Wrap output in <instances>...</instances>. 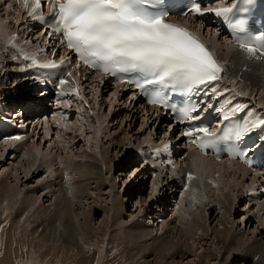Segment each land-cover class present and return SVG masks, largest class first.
Listing matches in <instances>:
<instances>
[{
    "label": "bare ground",
    "instance_id": "bare-ground-1",
    "mask_svg": "<svg viewBox=\"0 0 264 264\" xmlns=\"http://www.w3.org/2000/svg\"><path fill=\"white\" fill-rule=\"evenodd\" d=\"M0 11L5 12L3 15L0 14V71L2 72L5 69V76L7 79L11 76H18V78H21L19 83H21V80L23 79V82L19 84L21 86L17 87V84L14 85V91L11 96L17 95L19 98L25 96L28 97V92L32 90L33 83L32 81H29V79L22 78L21 73L18 71L20 68L18 67L16 60H13V57L17 58L16 51L11 46L7 47L5 41L10 32L15 30H18V33H20L22 37L29 36V34H31V32L28 31L29 24H26L27 20L24 19V16L21 18L19 17L17 4L8 2L5 8H2V5L0 4ZM3 17L7 18L4 20ZM181 21H184L192 28H195V31L201 34L204 40L212 47L218 58L224 62V79L228 83L226 84L227 87L244 93L246 100L253 101L256 103L254 105H260L262 108L260 109L264 110V58L249 57V55L237 44L229 41L222 32L221 27L217 24H207L205 32V25L195 17L183 16ZM219 31L223 35L222 41H219ZM31 38L34 41L39 40V36L37 35H31ZM34 41L26 42V45L35 46ZM11 62L16 64L15 69H11L12 71L9 70L7 66ZM75 75L80 86V96L75 95L74 97L76 98L73 99L72 103L80 104L79 106L77 105V109H80L82 115L86 118V131L83 133V130L80 131L79 129V132L74 131L72 135H68L65 134L66 132L62 133L61 131H54L51 123L46 122L44 127H39L40 129L44 128L45 134L43 137L49 136L53 131L57 133L56 141L52 142V139L51 141L48 140L51 143L49 144L51 145L49 146L51 148L47 151L33 148L27 142L29 137H32V139H30L33 141L35 137L38 138V129L30 134L26 132L24 135L21 133H24L25 131L22 130V128H18V137H20V139H13L14 137L6 139V136L14 131L2 134L0 136V161L6 162L7 158L5 153L10 151L12 154L10 158L14 160V163L17 162L14 167H9V171L0 177V206L4 202L18 204L17 214L19 219L24 221L30 219L29 224H31L32 231L38 235L41 240L44 238L43 240L50 239L55 241L59 240L58 238L61 239L64 237L65 239L63 240L66 241V235L69 233H64L59 225L62 221L61 224L64 226V220L67 217L64 218L66 212L70 211L71 213V211H75L74 204L78 203L81 205L83 202L79 200L81 197H85L86 199L92 198V201H95V199L100 200L98 197L103 198L101 195H106L107 193V197H109L108 200L111 201L105 207L107 209L105 210L104 208V212L106 211L105 214L110 220L112 228L124 232V246L129 248L126 249L125 253L129 254V259L133 263L139 262L141 258L145 256L143 255L145 253H143L141 248L135 249L131 247L137 242L142 246H150L153 250L155 249L154 253H152L153 256L150 258L151 260L148 262L149 264H176L178 262L176 260L177 257L179 258L178 260L181 261L186 259V261H184L185 263L183 262L184 264H232L237 258L241 260L239 261L240 264H264V199L261 201L258 200V193H254L253 198L250 197L248 191L252 190L254 187L257 177L237 161L228 159L216 161L211 156L201 155L192 148H188L187 151L185 149L184 159H179L183 162L175 161L174 166L171 167V169L156 171L155 176L147 174L151 181V192L148 195V200L146 198V201H144L145 198L143 197L145 193L143 185L145 182L135 179L134 185H132L130 182L127 184L126 182L128 181L126 179L123 181L124 189L122 192L125 193L124 197L126 198V195L131 196L133 192L132 190H134L137 192V195L139 194V200L135 202V208L132 210L130 218L125 221L120 219V211L124 210L125 202L127 201L122 198L123 194L116 190L117 184L113 171L118 167L125 168L126 160H128L127 162L129 163H134V159L137 158V156H140L139 152L142 151V148L146 150L144 148L145 144L151 140H155L157 137L155 134H150L149 130L144 134L139 131L132 132L131 129H121L123 135H119L121 137L115 135L116 133H113L114 135L112 136L109 132V127L111 126L109 122H102L106 120L103 119L106 114L102 115V117L100 114H96L95 119H92L94 117V100L97 98L96 93L99 91L96 90V92H94L88 88L89 86H92L95 87V89H99L101 86L107 87L110 83L106 81L103 82L101 78L97 77L96 79V77L85 73ZM14 77L12 81H15ZM75 84L77 83L75 82ZM4 85L7 86V83ZM2 87L4 86L2 85ZM114 88L117 91V93H115L116 101L117 99H122L121 103H126L132 116H141L143 121L148 123H151L149 121H152L154 128L161 122H164V116H162L157 110L151 109L152 107H144L140 103H132L129 100V94H127L126 90H123L122 87L119 86ZM19 89H22V91L17 93ZM88 89L90 90L88 92L91 100H89L87 95ZM5 90L6 88H2V90L0 89V97L3 96L4 92L7 93L10 91L8 90L6 92ZM81 97H83V99H81ZM60 105V108L56 111L57 113L54 116V120H57L59 126L62 127V121L66 120V117L69 116L70 108H72L71 100H65L60 103ZM68 105H70V107ZM77 106L75 104V107ZM63 107H66V111H64L65 109L63 110ZM8 109L10 110V108ZM17 115H20V113H16L14 117ZM100 117L101 119H99ZM2 118L8 119V117L4 115H2ZM124 121L127 120H123V122ZM101 122L103 125L100 124ZM168 123H171V121ZM130 125L131 122L129 123V127ZM119 126L123 127L124 125L121 124ZM89 131L94 133L96 138L94 140L95 148H89L88 151L86 149L77 152L69 150L66 155H62V153L58 152L61 150L59 148L66 149L67 147L74 146L75 143L72 145V141L74 139L78 140L77 138H79V141L84 139L83 136ZM80 132L83 134H80L81 136L78 137L77 134ZM166 133L168 134V131ZM156 134H158L157 131ZM33 141L31 143H33ZM113 150L116 151V155ZM122 151L123 153H121ZM10 152L7 154L9 155ZM129 153H132L130 154L131 157H125L126 154ZM71 162H73L72 166H70ZM54 164H57V167ZM142 166L152 165L144 162ZM43 167H45L46 175L43 179L39 180L37 185H35L37 186L36 188L28 186L25 189H22L17 185L20 183L21 175H23L24 179H31L32 176H35L39 170L43 169ZM13 169L16 170V172L14 171L13 173ZM188 172H190L193 178L191 180L188 179L187 189H180L181 186L186 183L185 174ZM20 173L22 174L20 175ZM120 173L123 174V171ZM60 174L62 176L66 174L65 178H67V180L56 182L57 179L59 180ZM121 174H119V176ZM11 176L14 178V182L10 180ZM108 186L109 188L105 191ZM167 191H170L171 193L168 194ZM177 193L180 194L179 200L177 201V199H175L174 203H172L173 200H171L169 204L170 206L171 204L176 205V209L173 210V214L175 215L174 217H171L172 220L169 219L171 223L167 224V222L164 221V216L162 217L163 219H157L158 221H161V224L158 226V232H160L159 234H161L163 238L159 237L158 233V235L154 233L152 226L155 223L154 220L156 219L158 212L164 208L161 207V210H159L160 206H162L160 205V202H163V200L165 201L163 197H165L166 194L171 197V195L174 196V194ZM48 195H51L52 199V201L50 199L49 201L55 204L54 209L50 210L52 204H47L50 205V208L47 206L38 208L37 203L39 205V200L45 196L49 197ZM159 198L161 199L158 200ZM194 199H197L198 202L195 203L196 207L194 206L195 208L193 209V207L190 206V202ZM102 200H104V198ZM238 201H241L242 203H244V201L248 202V205L246 203L244 207L247 215L245 217L243 216V219L241 218L242 220H238V222L247 224L251 222V220H255L260 225L261 230H259V228L255 234H252V236L247 231L242 230L241 232L240 230L242 227L239 230L238 228H235V225L230 220V217L232 216L231 214L237 209L236 204ZM164 203V205H167L166 201ZM180 208L185 215H179L180 213L177 214L176 211ZM244 208H241V211H243ZM252 208V213H250ZM146 210H148V212H146ZM55 211L58 215H55ZM212 211L214 212V215L215 212L217 213L215 218L218 216V219L216 218L217 221L215 225L212 223L213 226H210L209 222ZM145 212L149 215V219L147 220H145L147 217L144 219V214L142 215V213ZM61 214L63 216H61ZM78 214H81L83 217L82 214H84V212L81 211ZM59 215L61 217H58ZM92 215L93 214L90 212L86 215L89 222L91 221L90 217ZM141 215L143 220L138 219ZM159 215L162 214L160 213ZM76 218L78 221L80 220L78 216H76L75 219ZM182 219L188 221L185 222ZM54 221L56 223H53ZM75 221L74 226L80 231L75 230V234L70 238V241H72L74 237H76V239L78 237V240L83 238L82 236H84L85 233H89L92 228L88 222L79 223L80 221H76V223ZM159 222H157L156 225ZM229 222L231 224H229ZM171 224L173 225L171 226ZM49 225L54 228L56 226V231L54 229L50 230ZM127 228L128 230H126ZM244 232H246V234H244ZM72 233L74 232L72 231ZM182 236L187 238L188 241L191 238L190 243L188 242L187 244L182 240ZM73 242L76 241L74 240ZM77 242H79L78 246H85L80 240ZM197 245H199V250H196ZM102 252L103 251L99 253L95 264H100Z\"/></svg>",
    "mask_w": 264,
    "mask_h": 264
},
{
    "label": "snow or ice",
    "instance_id": "snow-or-ice-1",
    "mask_svg": "<svg viewBox=\"0 0 264 264\" xmlns=\"http://www.w3.org/2000/svg\"><path fill=\"white\" fill-rule=\"evenodd\" d=\"M51 5V19H47L40 10L42 0H34L28 16L36 21H47L49 37L58 38L59 42L72 50L78 60L106 75L116 77L118 74H138V79H130L146 96L150 105H161L173 110L169 102L167 90L180 92L189 98V103L179 109L180 122L197 121L204 111L199 103H191L193 96H219L228 89H219L222 73L225 71L215 53L200 37L187 26L179 25L168 19V12L160 0H46ZM24 7H29L28 0H23ZM236 5L230 7L203 8L200 0H191L189 13L203 15L215 13L229 21L234 31L246 33L244 19L233 21L231 15ZM40 12V14H37ZM13 37L11 44L15 47ZM240 48L249 57L264 58V37L245 39L237 36ZM23 59L29 61L25 71H35V78L40 81L45 76L44 71L61 67L55 60L41 61L35 54L23 53ZM16 57H13L15 60ZM50 74V73H48ZM67 72L66 76H71ZM69 81L59 79L58 87L61 95L64 85ZM123 83V78L121 79ZM148 86H156L149 88ZM79 95V90H73ZM239 95H245L240 93ZM83 99V97H81ZM231 103V101H226ZM70 107V105H68ZM247 105L236 104L229 111L232 114L243 112ZM224 111V109H220ZM253 116L236 125L226 126L221 134L210 131L207 127L192 128L184 133L186 137L203 134L199 147L205 148L215 141H240L252 131L264 129V116ZM224 121H229L228 114L223 115ZM13 139H20L14 137ZM261 139H264L262 137ZM170 145L157 149L154 153L167 152ZM233 154L236 155L235 148ZM245 157L246 152H241ZM251 163V161H248ZM191 180L193 177L188 174Z\"/></svg>",
    "mask_w": 264,
    "mask_h": 264
},
{
    "label": "rangeland",
    "instance_id": "rangeland-1",
    "mask_svg": "<svg viewBox=\"0 0 264 264\" xmlns=\"http://www.w3.org/2000/svg\"><path fill=\"white\" fill-rule=\"evenodd\" d=\"M7 4L8 3H6V5ZM6 5H3L2 8H5ZM3 13H5V12L0 11L1 15H3ZM6 18L7 17H3L4 20ZM204 27H205L204 28V31H205L207 29V27H206V25ZM218 35L220 38L219 41H222L223 35H222V33H220V31H219ZM223 40H225V39H223ZM7 62H8V60H7ZM0 66H1V64H0ZM7 66H8V69L11 70L12 68L15 69L16 64L11 62ZM14 71H16V70H14ZM5 75H6L5 69L2 72L0 71V89L2 90V88H6V90H5L6 92L8 90H10V91L7 93L4 92L3 96L0 97V102H1V104L7 106L8 102L11 101V95L13 94V91H14V85L17 84V86H20L19 84H21L23 82V79L21 80V83H19L21 78H18V76H16V77L11 76L10 78L7 79ZM13 77H14L15 81H12ZM5 79H6V81H5ZM3 80L5 81V83H7V86L4 85L5 83ZM88 83H90V82H88ZM2 85L4 87H2ZM112 86L113 85L109 84L107 87L101 86V88H99V89H95V87H92V86L88 87L90 90H92L94 92H96V90L99 91L98 93H96L97 98L94 100V103H95L94 117L92 119H95L96 114H100L101 117H102V115L106 114V115H104V118H103L106 120H104L102 122H104V123H105V121L109 122V124L111 125L109 127V132L112 134V136L114 135L113 133H116L115 135H118V136L119 135L123 136L121 129H123V130L131 129L132 132L133 131L134 132L139 131V132H142L144 134H146V131L148 132V130H149L150 134H152V135L155 134V136L157 137L158 134H156V131L162 129L165 126L164 123H167L169 120H164V122L160 123L161 126H160V124H158L154 128L152 121H149L151 123H148L146 121H143L141 116H136V117L132 116V114L129 110V107L126 105V103H124V102L121 103L122 99H120V100L117 99V101H116L115 93H117V91ZM89 89L87 90V92L90 91ZM3 91H4V89H3ZM19 91L21 92L22 89H19L17 91V93ZM9 93H11V94H9ZM87 95H88L89 100H91V98L89 96L90 95L89 92L87 93ZM11 103L13 104V102H11ZM73 104L74 103H72V108L74 109V111H71V110H73L72 108H70L71 110L69 109L70 110V112H69L70 121L63 119L64 121H62L63 124L61 125L63 128L59 126L57 120L53 119L54 121L50 122L52 129L54 131H56V132L61 131L62 133L66 132L65 134H68V135H72V133L74 131L79 132V129H80V131L83 130V133L86 131L85 130L87 128V125L85 127V123L87 122L86 118L82 115L81 110L77 109L80 104L75 103L76 106L78 105L77 107H75V104L74 105ZM91 105H93V104H91ZM96 108H98V109H96ZM14 111L16 113H18L16 111V109ZM64 111H66V109ZM16 113L13 115L15 116ZM26 116H28V115H26ZM101 117L99 119H101ZM28 119H27V121H28ZM123 120H127V121L123 122ZM102 122L100 124L103 125ZM130 122H131V125L129 127ZM67 124H69V125H67ZM100 124H99V126H100ZM121 124H123L124 126L123 127L119 126ZM42 126L44 127V125H42ZM58 127L61 129H59ZM18 128H22V126L17 127V129ZM39 129H38V133H39L38 138L35 137V139L33 141V140H31L32 137H29L27 139L28 140L27 142L33 148H39L42 151H44V150L47 151L48 149L51 148V147H49V146H51V145H49L51 143L48 140L51 141V139H52V142L56 141L57 133H55L53 131V132H51V134L49 136L43 137V135L45 134L44 128L43 129L41 128L40 130ZM22 130H24V129H22ZM67 132H69V133H67ZM27 133H29V132H27ZM83 133L80 132L77 134V136L79 137V136H81L80 134H83ZM121 136H119V137H121ZM163 136H167V133H163ZM83 137H84V139H81ZM83 137L80 138L81 139L80 141H79V138H77L78 140L74 139L72 141V145L75 143L74 146L67 147L68 149L67 148L66 149L65 148H59L61 150L58 152L62 153V155L63 154L66 155V154H68L69 150L70 151L74 150V152H77V151H83L86 149L88 151L89 148H95V146H94L95 141L94 140L96 138L94 136V133L89 131V132L85 133V135ZM160 138H162V137H160ZM32 141H33V143H31ZM25 145H27V144H25ZM56 149H58V148H56ZM42 151H40V152H42ZM55 151H57V150H55ZM113 151L115 152L114 154L116 155V151L115 150H113ZM8 152H10V151H7L5 153L6 158H7L6 162L0 161V177L3 176L5 173H7V171H9L8 170L9 167H14L16 165V162H17V161L15 163L13 162L14 160L10 158V156H12V154L10 152L8 155L7 154ZM121 153H123V151ZM121 153H120V155H121ZM130 154H132V153L126 154L125 157H131ZM139 159H140L139 156H137V158L134 159V163L133 162L129 163V162H127L128 160H126V167L125 168L118 167V168L114 169L115 171H113L114 175H115L114 178L116 179V184H117L116 190L121 192V194H123L122 198L125 199V201H127V202H125L126 204H125L124 210L120 211V214H121L120 219H122L124 221L128 220L130 218V214L132 213V210H134V208H135L134 204L137 200H139V194L137 195V192L132 190L133 191L132 195L131 196L126 195L127 197L125 198L124 197L125 193L122 192L124 189L123 181L126 179L128 181L126 183L129 184V182H130L132 185H134L135 179L145 182V184L143 185V189L145 190V193L143 195V197L145 198L144 201H146V198L148 200V195L151 192V186H150L151 181L149 179V175H147L148 173H146L150 169L147 171L145 169L143 170L144 167L142 165H143L144 161L139 162ZM176 161L183 162L181 160H176ZM73 162L70 163V166L73 165ZM54 165L57 167V164H54ZM44 168L45 167H43V169L39 170V172H37V174L35 176H32L31 179H27V178L24 179L23 175H21L22 173H20V175H21L20 179L21 180L19 181L20 183H18L17 185H19L22 189H25L28 186H31L32 188H36L37 186H35V185H37L39 183V180L43 179L44 176L46 175ZM14 171L16 172V170L13 169L12 172L14 173ZM122 171H123V174L120 173ZM118 173L121 175L119 176ZM59 176L62 179L59 178V180L57 179L56 182H58V181L60 182L61 180L62 181L67 180V178H65L66 174H64L63 176L60 174ZM128 178H129V180H128ZM10 180H12V182H14V178L12 176H11ZM54 188H58V187H54ZM108 188H109V186L106 187L105 191H107ZM127 190H129V189H127ZM127 190H126V192H127ZM167 192H168V194L171 193L170 191H167ZM168 194H166V195L164 194L165 197H163L165 199V201L167 202L166 208L161 210L162 206H160L159 210H161L162 215H158V217H156V219L154 220L155 223L152 226V229L154 230V233H156V234L160 233V232H158L159 231L158 226L161 224V221L159 220L160 221L159 222L157 219H160L164 216V221L167 222V224H169V223H171L169 219H171V217L172 216L174 217V215H175V214H173V212H174L173 210L176 209V207H175L176 205H173V204H171V206L169 205L171 200H173V198H172L173 195H171V197H170V196H168ZM101 196L104 198V200H102L103 198H101V197H98L100 200L95 199V201H92V198L86 199L85 197H83V198L81 197V199H79L80 201H83L81 203V205L76 203V204H74L75 205L74 209H76L75 211L73 210V211H71V213H70V211H67L69 214L66 212V215L64 216V218L66 216L67 217L64 220L65 221L64 226H63V224H61L62 221H61V223H59L63 232L69 233L68 235H66V241L63 240V239H65L64 237H62L61 239L58 238L59 240H55V241L50 240V239L43 240L44 238L41 240L40 237L32 231L31 224H29L30 219L25 220V221L19 219L18 214H17L18 204H15V203L9 204L7 202H4L0 206V264H95L96 259H97L98 255L101 251H103V252L101 254L102 258H101L100 264H147L149 262V260H151L150 258L153 256L152 253H154L155 249L153 250L152 247H150V246H147V247L145 245L142 246L141 244H138L137 242H135L131 247H133L135 249L141 248L143 250V253H145V254H143L145 256H143V258H141V260L139 262L133 263L129 259V257H130L129 254L125 253L126 249H129V248L124 246L125 245L124 244L125 239H124V234H123L124 232L114 230V228H112V226H111L110 220L108 219V217L105 214L106 211L104 212V208L108 205V203L111 200L110 201L108 200L109 197H107V193H106V195L103 194ZM174 196L176 197V198H174V200L177 199V201H178L180 194L177 193V194H174ZM20 197H26V196H20ZM49 199L52 201L51 195L49 197L45 196L44 198L39 200L40 203H39V205L37 203V207L41 208L42 206H44V207L47 206L50 208V205H47V204H52L50 210H53L55 204L51 203V201H49ZM160 199L161 198H159L158 200H160ZM165 201L163 200V202H165ZM174 202L175 201H173L172 203H174ZM196 202H198L197 199H194V200H192V202H190L191 203L190 206H192L193 209L196 207V204H195ZM246 203L248 205L247 201H244V203H242L241 201H238V203L236 204L237 209H235L234 213L231 214L232 216L230 217V220L235 225V228H238V230H239L242 227V229L240 230L241 232H242V230L247 231L252 236V234H255L257 232V230L260 228V225L255 220H251V222H249L247 224H245V223L243 224L241 222H238V220L243 219V216L245 217L247 215L245 212V208H244ZM152 205H153V203H152ZM77 206H79V207H77ZM102 207H103V209H102ZM241 208H244V210L241 211ZM106 209L107 208H105V210ZM252 210H253V208L250 210V213H252ZM81 211L84 212V214H82L83 217L81 216V214H78ZM89 212L91 214H93L91 216L93 219L90 217V220H91L90 222L86 216L87 213H89ZM146 212H148V210H146ZM146 212L142 213V215L144 214L143 215L144 219L147 217L145 220L149 219V215ZM176 212H177V214L180 213L179 215H185V213L182 211L181 208L179 210H177ZM56 214H57V212L55 213V215ZM142 215L139 216V218H138L139 220L142 219L141 218ZM216 215H217L216 212H215V215H214L213 211L211 212L212 218L210 217V222H209L210 226H213V224L215 225V223L217 221L216 218L218 219V216L215 218ZM61 216H63V215L61 214ZM61 216L59 215L58 217H61ZM72 216H74V217H72ZM76 216H78V218H80V220H79L80 222L78 221L77 218L75 219ZM184 219H182V220L185 221ZM75 220L78 221L79 223L88 222L89 225L92 226V228L90 229L91 231L89 233L84 234V236H86V237L82 236L83 238L79 239L80 242H82L85 246H78V243H79V242H77V241H79L78 237H77V239H76V237H74L75 239L73 238V240L70 241V238L75 234V230L80 231V230H77V228L74 226ZM134 220H135V217H134ZM186 221H188V220H186ZM211 221H213V222H211ZM157 222H159V223L156 225ZM53 223H56V222L54 221ZM173 224H171V226ZM229 224H231V223L229 222ZM51 225H49L50 230H52V229L55 230L56 226L54 228ZM65 225H67V226H65ZM253 229H254V231H253ZM126 230H128V228ZM259 230H261V228ZM72 231L74 233H72ZM244 234H246V232H244ZM158 236L163 238V236L161 234H159ZM182 237L184 238V239L182 238V240H184L187 244H188V242L190 243L191 238L188 241L187 238H185L184 236H182ZM74 240L76 242H73ZM197 246H196V250H199V245H197ZM140 254H142V253H140ZM178 259L179 258L177 257L176 260L178 262L176 261L177 262L176 264H179V262L181 261ZM184 261H186V259H183L180 264H184L185 263ZM235 261H233L232 264H240L239 261H241V260H239V258H237ZM208 264H210V263H208ZM213 264H215V263H213Z\"/></svg>",
    "mask_w": 264,
    "mask_h": 264
}]
</instances>
